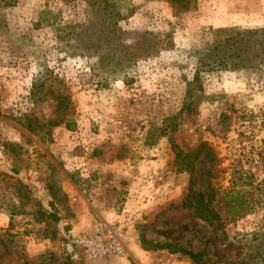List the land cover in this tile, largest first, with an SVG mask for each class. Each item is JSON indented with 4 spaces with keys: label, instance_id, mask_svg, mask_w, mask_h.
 I'll return each mask as SVG.
<instances>
[{
    "label": "rangeland",
    "instance_id": "374dc122",
    "mask_svg": "<svg viewBox=\"0 0 264 264\" xmlns=\"http://www.w3.org/2000/svg\"><path fill=\"white\" fill-rule=\"evenodd\" d=\"M79 1L0 0V264H108L73 239L119 220L125 264H264V67L189 84L208 32L264 27V0H111L99 22Z\"/></svg>",
    "mask_w": 264,
    "mask_h": 264
},
{
    "label": "trees",
    "instance_id": "16d2710c",
    "mask_svg": "<svg viewBox=\"0 0 264 264\" xmlns=\"http://www.w3.org/2000/svg\"><path fill=\"white\" fill-rule=\"evenodd\" d=\"M7 5H11L12 3L16 2V0H3ZM66 3L76 2L79 0H63ZM82 4L85 3V11L87 12H93L96 14V18H98L99 21H106L108 20L105 18L106 15L110 17V20H112L111 13H114V8L112 7L111 0H80ZM80 1L78 4H80ZM176 9V11H179L181 8H185L187 6V3L190 0H170ZM100 12V15L97 13ZM51 13L52 17L50 15L48 16V21L51 22V24H54L56 26V29L59 31L66 32V35H76L79 34L77 29L73 26H71V23L63 24L64 19L62 18V10H58L57 12L46 10L42 12V15L47 18V14ZM119 12H116V15ZM46 14V15H45ZM106 14V15H105ZM45 19L42 18L43 22ZM103 29L105 30L108 26L112 27V24L103 25ZM70 29V30H69ZM113 31V28H112ZM211 35V38L208 40L205 39L204 45L200 48H196V56L198 57L199 66L196 71L195 78L193 82L189 83L190 86L195 83V81H199L200 78V72L202 70H205L210 67V69H240V68H263L264 67V27H258V28H240V27H223L218 29H212V31L208 32ZM207 33V34H208ZM65 99H68L65 97ZM64 98L62 99V101ZM62 103V102H61ZM60 103V104H61ZM71 119H69L66 123H70ZM62 121L61 119L57 121L56 124H60ZM205 145V143H204ZM200 151L202 148L199 149ZM197 150L198 152L200 151ZM192 154H196L195 151L192 152ZM179 157L182 159V161L186 164H189L188 160L191 157V154H185V155H179ZM214 158V157H212ZM187 171H189L191 174L194 172L193 167H187ZM193 179V178H192ZM194 182L191 181L190 183V192L188 195V199L186 200V203L190 206L194 207V210L196 214H198L200 217H209V211L213 210L210 207L211 200L206 198V195L202 191H196L194 190L193 184ZM53 188V186H51ZM52 193L54 191L51 189ZM240 198H235L234 200L227 202L226 204L231 207H235L236 205L242 207ZM237 203V204H236ZM49 204L51 206H55L56 203L53 199L49 201ZM57 210V209H56ZM208 212V213H207ZM242 212V211H241ZM207 213V214H206ZM54 218L56 220L60 219L58 216L57 211L53 214ZM184 252L189 255L194 261L197 263L200 262L201 257L203 255L202 252H192L189 250H184ZM71 264H74L72 262Z\"/></svg>",
    "mask_w": 264,
    "mask_h": 264
},
{
    "label": "built area",
    "instance_id": "2783aa9c",
    "mask_svg": "<svg viewBox=\"0 0 264 264\" xmlns=\"http://www.w3.org/2000/svg\"><path fill=\"white\" fill-rule=\"evenodd\" d=\"M128 235L127 222L119 220L116 227H109L100 233L78 234L74 237L73 242L90 258H102L108 255L124 256L128 248Z\"/></svg>",
    "mask_w": 264,
    "mask_h": 264
},
{
    "label": "crops",
    "instance_id": "0c3cea01",
    "mask_svg": "<svg viewBox=\"0 0 264 264\" xmlns=\"http://www.w3.org/2000/svg\"><path fill=\"white\" fill-rule=\"evenodd\" d=\"M69 185V184H68ZM124 188H126V191H122V193L123 194H121V195H123L124 196V198L126 199V201H125V199H123V202L125 203L126 202V207L128 206V187H124ZM70 189H71V187H70ZM65 190H66V192L68 193V190H69V188L67 189L66 187H65ZM72 190V189H71ZM68 195H69V197L71 198H73V197H75V194H74V192L72 191L71 193H68ZM120 195V193H118V196H121ZM116 209V208H115ZM126 210H128V208L127 209H125L124 211H126ZM114 214H115V216H119V215H117V214H119V210L117 211V210H115V212H114ZM126 215H128V211H127V213H126ZM133 245H134V247H136L137 249L139 248L140 249V241L138 240H136V242H133ZM125 259H124V257H118V256H116V257H110V258H107L106 259V263H108V264H125Z\"/></svg>",
    "mask_w": 264,
    "mask_h": 264
}]
</instances>
